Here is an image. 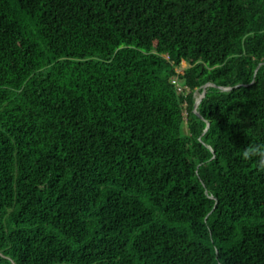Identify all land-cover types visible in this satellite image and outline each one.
I'll list each match as a JSON object with an SVG mask.
<instances>
[{"label": "trees", "instance_id": "obj_1", "mask_svg": "<svg viewBox=\"0 0 264 264\" xmlns=\"http://www.w3.org/2000/svg\"><path fill=\"white\" fill-rule=\"evenodd\" d=\"M0 264H264V0H0Z\"/></svg>", "mask_w": 264, "mask_h": 264}, {"label": "water", "instance_id": "obj_2", "mask_svg": "<svg viewBox=\"0 0 264 264\" xmlns=\"http://www.w3.org/2000/svg\"><path fill=\"white\" fill-rule=\"evenodd\" d=\"M208 85H205L202 92H200V96H199V99L197 100L196 102V109L198 108V106L200 105L204 95H205V92H206V88H207ZM230 87H225L223 89H229Z\"/></svg>", "mask_w": 264, "mask_h": 264}, {"label": "rangeland", "instance_id": "obj_3", "mask_svg": "<svg viewBox=\"0 0 264 264\" xmlns=\"http://www.w3.org/2000/svg\"><path fill=\"white\" fill-rule=\"evenodd\" d=\"M185 67H187V62H182L181 66L178 68V71H183L185 69ZM199 96H200V93L197 92L196 93L197 100L199 99ZM185 128H186V126H185Z\"/></svg>", "mask_w": 264, "mask_h": 264}, {"label": "built area", "instance_id": "obj_4", "mask_svg": "<svg viewBox=\"0 0 264 264\" xmlns=\"http://www.w3.org/2000/svg\"><path fill=\"white\" fill-rule=\"evenodd\" d=\"M174 83H176L177 85H178V83H177V81H176V79H174V81H173ZM179 89L180 90H182V87H179Z\"/></svg>", "mask_w": 264, "mask_h": 264}]
</instances>
